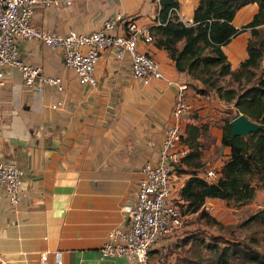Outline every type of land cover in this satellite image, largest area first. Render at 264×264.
I'll return each mask as SVG.
<instances>
[{
    "label": "crops",
    "instance_id": "obj_1",
    "mask_svg": "<svg viewBox=\"0 0 264 264\" xmlns=\"http://www.w3.org/2000/svg\"><path fill=\"white\" fill-rule=\"evenodd\" d=\"M175 10L186 25L193 23L199 0H178ZM159 0H59L39 3L35 24L48 30L88 32L117 12L157 25ZM258 10L256 2L240 7L232 23L241 28ZM251 29H241L222 49L232 70L248 56ZM161 65L165 78L186 83L192 108L189 123L203 125L198 140V175H219L230 148L222 144L221 124L232 104L178 71L167 50L140 42ZM20 58L59 76L63 89L42 91L23 85L20 71L5 67L0 84V161L23 168V190L12 203L0 188V254L7 264H136L125 256H104L108 232L127 222L125 202L136 196L140 167L158 160V148L172 121L175 87L165 78L143 85L130 73L128 57L101 53L94 69L97 84H80L64 65L62 52L36 40H19ZM187 177L183 174V180ZM204 178V177H203ZM205 179V178H204ZM218 198H207L214 201ZM163 237L151 246L147 264H177L176 246ZM61 260L60 263L57 260ZM161 262H160V261Z\"/></svg>",
    "mask_w": 264,
    "mask_h": 264
},
{
    "label": "built area",
    "instance_id": "obj_2",
    "mask_svg": "<svg viewBox=\"0 0 264 264\" xmlns=\"http://www.w3.org/2000/svg\"><path fill=\"white\" fill-rule=\"evenodd\" d=\"M58 1L0 0V84L5 67L11 66L20 71L23 85L28 89L42 91L47 86L57 91L63 89L59 76L47 75L41 67L20 58L19 40H36L51 50H61L64 65L75 73L80 84H97L94 69L105 50H110L117 59L128 57L131 77L143 85L165 78L160 62L138 45L154 42L151 26L122 12L107 17L100 28L88 32H58L34 23L33 13L39 3L47 7ZM64 2L69 3V0ZM157 22L160 24L158 18ZM165 80L175 87L172 121L160 142L157 162L147 161L140 167L135 199L122 205L127 222L108 232L101 247L104 256H125L136 264H147L151 246L172 234L190 214L183 212L180 205L183 200L179 191L184 180L182 173H176V167L188 152V147L181 143V136L184 124L192 116V108L185 97L186 83ZM23 176V168L15 162L0 161V188L12 203L23 190ZM203 177L212 180L217 179L218 174L208 169ZM0 264H7L1 254Z\"/></svg>",
    "mask_w": 264,
    "mask_h": 264
},
{
    "label": "trees",
    "instance_id": "obj_3",
    "mask_svg": "<svg viewBox=\"0 0 264 264\" xmlns=\"http://www.w3.org/2000/svg\"><path fill=\"white\" fill-rule=\"evenodd\" d=\"M250 2L258 4L257 12L247 24L235 27L232 19L236 11ZM178 6V0H159L157 18L160 24L152 28L155 45L167 50L178 71L202 84L196 88L198 92L213 91L220 99L232 104L221 124V142L229 146L230 153L216 180L208 181L197 173L203 166L198 138L206 126L188 121L184 124L181 143L188 147V152L176 167L179 173L187 175L179 191L183 200L180 205L183 212L197 213L199 217L219 223L203 207L207 198L245 203L254 193L250 178L258 175L264 181V126L246 135L231 131V119L238 113L264 125V36L256 38L258 26L264 24V0H199L191 25L179 19L175 12ZM248 27L252 35L247 42L248 56L232 70L222 45ZM225 77L232 82L220 83ZM242 79L250 84L244 85ZM181 166L185 168L180 169ZM247 220L264 225V210L250 214ZM189 239L196 242V237ZM197 239V243L213 250L214 264H264V253L248 243L220 238L224 242L220 245L214 240Z\"/></svg>",
    "mask_w": 264,
    "mask_h": 264
},
{
    "label": "rangeland",
    "instance_id": "obj_4",
    "mask_svg": "<svg viewBox=\"0 0 264 264\" xmlns=\"http://www.w3.org/2000/svg\"><path fill=\"white\" fill-rule=\"evenodd\" d=\"M258 29L256 38H262L264 36V24L259 25ZM262 65H264L263 59ZM230 81L232 82L229 77H225L220 80V83L227 84ZM242 83L244 85L250 84L245 79H242ZM183 168L185 167L181 166L180 169ZM176 173L179 174L177 169ZM213 180L216 179L208 181ZM250 182L254 188V193L251 199L245 203L218 198L205 204L204 209L219 223L205 217H199L197 213H190L184 218L180 227L174 229L172 234L165 236V238H171L170 244L177 248V264H214L213 250L197 243V237L207 242L214 240L220 245L224 244L220 238L236 240L248 243L264 253V225L259 221L247 220L250 214L259 209L264 210V181L260 176L253 175ZM191 236L196 237V242L189 239Z\"/></svg>",
    "mask_w": 264,
    "mask_h": 264
},
{
    "label": "water",
    "instance_id": "obj_5",
    "mask_svg": "<svg viewBox=\"0 0 264 264\" xmlns=\"http://www.w3.org/2000/svg\"><path fill=\"white\" fill-rule=\"evenodd\" d=\"M264 64V56H263ZM263 124L257 123L246 117L242 113H238L231 119V131L233 134H242L246 135L248 132L256 130L260 127H263Z\"/></svg>",
    "mask_w": 264,
    "mask_h": 264
}]
</instances>
